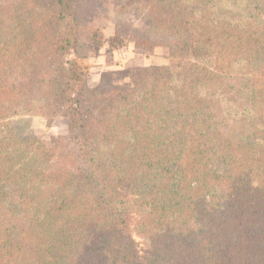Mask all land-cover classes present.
<instances>
[{"label":"trees","instance_id":"trees-1","mask_svg":"<svg viewBox=\"0 0 264 264\" xmlns=\"http://www.w3.org/2000/svg\"><path fill=\"white\" fill-rule=\"evenodd\" d=\"M97 18L175 66L91 88ZM0 264H264V0H0Z\"/></svg>","mask_w":264,"mask_h":264},{"label":"rangeland","instance_id":"rangeland-1","mask_svg":"<svg viewBox=\"0 0 264 264\" xmlns=\"http://www.w3.org/2000/svg\"><path fill=\"white\" fill-rule=\"evenodd\" d=\"M130 23L137 27V28H145L147 26V22H144L142 20L136 19L135 17L130 16L129 18ZM93 25L103 33H108V30L112 31L114 34V25L112 21L103 19V18H97L93 21ZM121 41L120 46L117 50V57L120 60H123L126 58L127 51L125 46L126 42L129 43V41L119 39ZM104 39V34H103ZM125 41V43H123ZM104 43V41H103ZM131 43V42H130ZM160 49H165L164 52L159 50L157 53H153L151 50L148 49H138L136 50L138 53H141L142 55H145L146 59L144 61L145 64L148 65H166L171 68L175 66L174 62L169 58V51L167 47L164 46H158ZM97 49H93L89 57L87 59L88 64L90 67L92 66V62L90 61V57L96 52ZM135 51V52H136ZM138 66H147V65H138ZM89 67V69H90ZM136 67V66H133ZM132 68V67H130ZM128 70L127 69H120L111 71L108 70L106 73L102 75L103 82H106V84H118V85H124L129 82L128 78ZM89 72V70H88ZM14 125L16 130L18 131L19 135L22 137L26 136H34L38 139H40L45 145H52L55 141V139L59 135H63L66 130V119L62 118H56L54 119L50 124H47V120L45 117L41 115H27V116H20L15 117L13 119ZM138 240V238H136Z\"/></svg>","mask_w":264,"mask_h":264},{"label":"crops","instance_id":"crops-1","mask_svg":"<svg viewBox=\"0 0 264 264\" xmlns=\"http://www.w3.org/2000/svg\"><path fill=\"white\" fill-rule=\"evenodd\" d=\"M103 34L104 43L96 50L92 57H90L92 66L90 67L89 72L87 74L88 85L91 88L95 89L99 88L102 75L108 70L115 71L120 69H127L138 65H148L144 63V61L147 60L145 55L138 53L136 51L138 49H136L130 42H126V45L123 46L128 49V51L126 52V58L120 60L117 57V50L120 46L121 41L118 40V37H116L115 34H113V32L110 30H108V33ZM123 43H125V41ZM159 50H163L162 52L165 51V49H160V47H155L151 51L153 53H157ZM59 118L64 119L63 117Z\"/></svg>","mask_w":264,"mask_h":264}]
</instances>
